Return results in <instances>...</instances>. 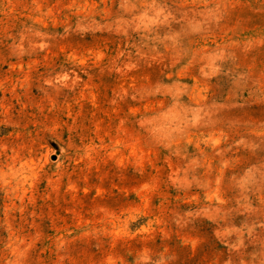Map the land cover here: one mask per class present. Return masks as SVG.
<instances>
[{
  "label": "rangeland",
  "instance_id": "rangeland-1",
  "mask_svg": "<svg viewBox=\"0 0 264 264\" xmlns=\"http://www.w3.org/2000/svg\"><path fill=\"white\" fill-rule=\"evenodd\" d=\"M0 264H264V0H0Z\"/></svg>",
  "mask_w": 264,
  "mask_h": 264
}]
</instances>
